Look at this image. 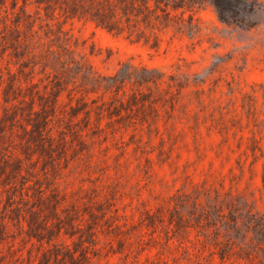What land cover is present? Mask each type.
Here are the masks:
<instances>
[{"label":"rangeland","instance_id":"obj_1","mask_svg":"<svg viewBox=\"0 0 264 264\" xmlns=\"http://www.w3.org/2000/svg\"><path fill=\"white\" fill-rule=\"evenodd\" d=\"M246 1L226 22L211 0H196L174 25L142 27L137 41L138 27L129 38L51 18L37 0H0L3 85L9 72L35 83L18 100L32 94L37 109L61 90L52 123L71 150L42 186L92 227L89 264H264V0ZM27 33L44 63L15 44ZM32 204L0 192L9 220L0 264H39L49 247L77 241L29 238L27 215L10 216Z\"/></svg>","mask_w":264,"mask_h":264},{"label":"trees","instance_id":"obj_2","mask_svg":"<svg viewBox=\"0 0 264 264\" xmlns=\"http://www.w3.org/2000/svg\"><path fill=\"white\" fill-rule=\"evenodd\" d=\"M27 1L24 0L25 5ZM211 1L220 19L226 22L238 17V7L247 5L246 0ZM37 3L46 9L51 18L60 14L65 20L92 21L96 26L105 28L115 35L130 38L133 28L138 27L137 41L146 39L142 27L152 29L170 27L185 13L197 8L196 0H37ZM190 17L193 18V15ZM29 35L27 33L23 39H16L15 44L23 45L31 62L44 63L39 61L40 57L48 59V56H37L33 49L30 50L32 41L29 40ZM157 45V42L153 44ZM14 49L15 53H18V48ZM59 64H62L61 56H56L51 65L57 67ZM22 71L23 68H20V72ZM4 74L0 65V105L3 106L0 113V192H6L9 204L16 201L18 193L21 196L27 194L28 199L33 202L28 209H22L20 206L17 208L15 205L12 208L14 216L11 215L10 219L20 220V217L26 214L28 236L40 242L44 239L50 242L62 232L71 237L78 234L73 246L56 244L45 250L39 264H89L94 253L88 248L89 245L95 244L92 227L81 228L74 209H62L63 198L58 191L51 189L50 182L46 186L50 192L42 186V179L51 180L50 174L58 171L61 160H69L71 150L68 137L56 133L53 129L52 120L56 116V104L61 90L54 92L50 103L45 106L42 104L40 109H37L32 94H29L30 101L18 100L20 95L28 93L26 90L33 91L36 84L23 85L16 73L9 72L10 80L3 85ZM63 84V80L59 78V89ZM78 141L80 150L85 149L86 143L81 135L78 136ZM76 151L77 148H74L71 154L74 155ZM30 183L37 187H31ZM8 223V219L0 217V241L7 233ZM257 223L258 232L262 235L258 237L260 241L258 248L264 252V235L260 229L264 226V219ZM234 224L233 227L238 229L235 220Z\"/></svg>","mask_w":264,"mask_h":264}]
</instances>
